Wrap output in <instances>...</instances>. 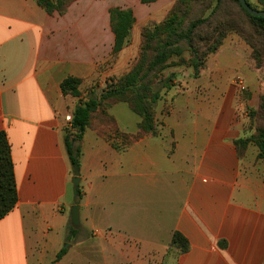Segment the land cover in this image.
<instances>
[{"label": "crops", "instance_id": "1", "mask_svg": "<svg viewBox=\"0 0 264 264\" xmlns=\"http://www.w3.org/2000/svg\"><path fill=\"white\" fill-rule=\"evenodd\" d=\"M64 23L34 0H0V130L18 193L0 219V264H264V159L254 143L239 154L245 136L225 112L232 101L214 102L211 115L170 107L156 134L130 142L87 128L78 175L86 183L68 201L64 136L79 98L61 82L95 71V58L65 37ZM176 231L185 252L170 247Z\"/></svg>", "mask_w": 264, "mask_h": 264}, {"label": "rangeland", "instance_id": "2", "mask_svg": "<svg viewBox=\"0 0 264 264\" xmlns=\"http://www.w3.org/2000/svg\"><path fill=\"white\" fill-rule=\"evenodd\" d=\"M34 2L38 5L36 0ZM249 2L263 8L259 0ZM115 7L132 9L135 15L127 41L119 52H114L111 21V9ZM175 7L176 0H68L63 10L53 13L39 6L41 14L64 20L65 37L78 41L80 48L95 58V71L81 76L84 99L99 98L112 80H119L133 68L140 58L147 29L161 24ZM182 8L189 18H208L200 33L206 38L199 44L201 51L213 42L216 26L222 29L224 37L216 51L205 56L198 76L191 62L193 52L187 45L181 55L171 57L157 74L153 88L161 94L154 104L159 126L170 107L185 110L183 112L190 116L211 115L213 103L221 104L225 99L232 101L233 111L226 104L225 112L235 115V126L244 136L256 134L264 127V29L232 0H194ZM169 83L172 85L170 89ZM117 118L121 127L139 130L141 118L126 102L103 103L93 113L91 128L116 138L115 128L121 131ZM112 143L120 146L116 140ZM252 150L255 153L257 148L252 146L245 156L243 163L246 167L253 162ZM74 177L72 175L69 180L68 201L74 198ZM80 183L81 189L86 180Z\"/></svg>", "mask_w": 264, "mask_h": 264}, {"label": "trees", "instance_id": "3", "mask_svg": "<svg viewBox=\"0 0 264 264\" xmlns=\"http://www.w3.org/2000/svg\"><path fill=\"white\" fill-rule=\"evenodd\" d=\"M143 1L150 2L154 0ZM191 1L194 0H176L174 11L165 20L153 29H147L145 43L138 62L119 80H112L99 98L89 97L84 99L82 97L80 87L82 79L79 76L70 75L62 80L63 93L79 98V103L72 112V120L69 122V126L65 128L64 136L67 154L75 176L79 175L81 165L82 149L80 142L87 128L91 127L93 113L103 103L126 102L140 116L139 132L136 135L122 133L120 129L115 128L116 136H122L123 141L130 142L131 136L135 138L145 132L156 134L159 131V124L155 115L154 104L161 97L160 92L153 88L157 74L163 70L171 57L181 55L182 50L188 47L193 52L191 62L195 69V75L198 76L205 56L216 51L218 46L222 44L224 32L219 29V26H216L213 30V42L204 51H201L199 44L206 38H203L200 33L208 18H189L188 13L182 6ZM201 1L204 2V0ZM232 1L237 2L250 19L264 29V17L250 15L242 7L239 0ZM247 1L249 2V0ZM36 2L48 13H53L56 10H63L68 0H36ZM259 2L263 8L255 7L250 2L249 4L254 8L264 9V0H259ZM111 21L114 32V52H119L127 41L135 22V15L132 9L115 7L111 9ZM184 45H187V47ZM168 79L172 80V78ZM171 87L172 85L169 83L168 88ZM262 107L264 108V98ZM235 143L240 155L243 154L242 152L248 144L254 143L258 147V158L264 159V127L260 128L256 134L237 139ZM75 192L80 198V185L76 186ZM17 201V183L11 144L6 131L0 130V219L14 209ZM76 231L77 229L71 227V235H74ZM170 247L185 252L189 249V242L182 233L176 231L172 236ZM65 251L66 248H63L58 253L57 258H60Z\"/></svg>", "mask_w": 264, "mask_h": 264}, {"label": "water", "instance_id": "4", "mask_svg": "<svg viewBox=\"0 0 264 264\" xmlns=\"http://www.w3.org/2000/svg\"><path fill=\"white\" fill-rule=\"evenodd\" d=\"M242 7L253 16H261L264 17V9L254 8L249 4L247 0H239ZM81 178L79 176L74 177V185L77 186L80 182ZM71 223L75 228L79 227L80 224V205L74 204L71 207Z\"/></svg>", "mask_w": 264, "mask_h": 264}, {"label": "built area", "instance_id": "5", "mask_svg": "<svg viewBox=\"0 0 264 264\" xmlns=\"http://www.w3.org/2000/svg\"><path fill=\"white\" fill-rule=\"evenodd\" d=\"M67 119H68V120H72V115H68V116H67Z\"/></svg>", "mask_w": 264, "mask_h": 264}]
</instances>
